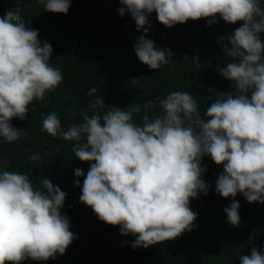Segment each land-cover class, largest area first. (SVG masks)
I'll list each match as a JSON object with an SVG mask.
<instances>
[{
  "label": "clouds",
  "instance_id": "obj_1",
  "mask_svg": "<svg viewBox=\"0 0 264 264\" xmlns=\"http://www.w3.org/2000/svg\"><path fill=\"white\" fill-rule=\"evenodd\" d=\"M38 3L55 14L67 15L71 7V0ZM120 3V16L128 12L137 30L145 34L137 40L135 54L152 70L172 63L171 50L158 49L147 38L152 13L167 28L201 19L212 25L217 17L228 24L242 21L223 46L225 56L235 62L218 69L234 83V92L216 99L207 108L206 120L187 91H172L163 99L145 103V109L158 104L160 111L153 119L144 115L139 124L133 118V113L140 112L139 106L108 108L103 115L98 111L83 114L84 122L69 125L67 131H61L56 112L48 114L42 131L75 141V157L90 164L80 202L100 221L119 226L122 235H133L134 249L174 240L194 226L197 214L190 201L201 192L207 195L201 161L210 156L224 169L216 181L219 195L227 199L239 193L249 203L264 204V9L260 0ZM38 37V30L26 26L19 8L0 18V141L8 144L24 134L10 121H23L29 106L43 100L63 79L60 70L49 63L52 46ZM194 59V66L199 67L198 56ZM96 92L92 87L89 95ZM89 105L94 110L105 107L101 97ZM41 159L38 154L30 156L34 162ZM75 176L84 173L76 169ZM76 184L80 186L79 179ZM65 200L66 193L47 178L36 188L26 174L0 171V264L47 261L64 255L75 239L69 219L61 212ZM239 207L234 200L224 209L234 227L240 223ZM240 264H264V255L253 248L250 256L240 257Z\"/></svg>",
  "mask_w": 264,
  "mask_h": 264
},
{
  "label": "trees",
  "instance_id": "obj_2",
  "mask_svg": "<svg viewBox=\"0 0 264 264\" xmlns=\"http://www.w3.org/2000/svg\"><path fill=\"white\" fill-rule=\"evenodd\" d=\"M260 4L264 9V0ZM121 7L120 0H71L64 15L44 11L38 0H0V18L19 8L26 26L38 30L41 43L47 41L52 46L49 63L63 77L56 89L29 106L23 121H10L13 128L23 130L20 139L11 144L0 141V171L26 174L36 188L41 179L47 178L66 193L61 212L69 219L75 237L64 255L47 261L28 259L21 264H240V257L250 256L253 248L264 255V204L249 203L239 193L227 199L219 195L216 181L224 169L210 156L201 161L207 195L201 192L190 201L197 219L191 231L174 240L134 249L133 235H122L119 226L100 221L80 202L90 164L75 157V141L42 131V121L48 114L56 112L61 131H67L69 125L84 122L83 114L91 116L98 111L103 115L113 107L127 110L139 106L140 112L133 113L134 122L139 124L144 115L153 119L160 111L158 104L145 109V103L163 99L172 91H187L206 120L207 108L222 94L234 92V83L218 69L235 62L225 56L223 46L242 21L228 24L217 17L218 22L212 25L201 19L167 28L152 13L146 25L147 38L158 49L172 52V63L152 70L135 54L137 40L145 34L137 30L128 12L120 16ZM197 56L199 67L194 66ZM92 87L97 92L89 95ZM96 97L103 99V109L90 107L89 102ZM44 153L49 155L45 157ZM32 154L42 159L34 162L30 160ZM76 169H81L84 176L76 177ZM234 200L240 205L238 227L228 223L224 211Z\"/></svg>",
  "mask_w": 264,
  "mask_h": 264
}]
</instances>
